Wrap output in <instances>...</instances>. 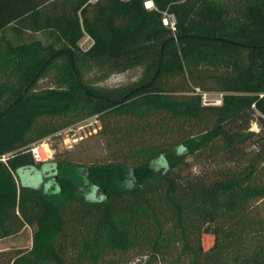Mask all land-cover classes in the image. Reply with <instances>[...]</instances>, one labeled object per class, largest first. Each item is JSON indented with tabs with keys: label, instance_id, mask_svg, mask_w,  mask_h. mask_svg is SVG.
<instances>
[{
	"label": "trees",
	"instance_id": "obj_1",
	"mask_svg": "<svg viewBox=\"0 0 264 264\" xmlns=\"http://www.w3.org/2000/svg\"><path fill=\"white\" fill-rule=\"evenodd\" d=\"M144 1L0 0V264H264V0ZM92 116L109 161L34 162Z\"/></svg>",
	"mask_w": 264,
	"mask_h": 264
},
{
	"label": "rangeland",
	"instance_id": "obj_2",
	"mask_svg": "<svg viewBox=\"0 0 264 264\" xmlns=\"http://www.w3.org/2000/svg\"><path fill=\"white\" fill-rule=\"evenodd\" d=\"M167 22L169 24L170 23L172 24L173 23L172 17H167ZM8 37L12 41L13 40L16 41L15 38H11L12 36L10 33L8 34ZM32 40H39L43 44L49 42V39H47L44 33H23L21 38L22 42H29ZM90 45H91V40L87 36H85L80 41L79 44L82 50H86ZM138 75H139V69L135 68L122 74L111 75L100 84L108 87L117 86L119 84L134 80L135 78H137ZM49 85H50L49 79L44 78L38 82L37 88L41 89ZM94 117L95 116H92L90 117L89 120L84 119L80 122H86L84 124L87 125L88 122H94L93 121ZM77 124L75 123L71 125V127H75L73 129H75L74 131L78 134L77 136H81L78 137L77 141L75 142L70 141L64 143L63 141L64 130L60 131L57 135L53 137L52 136L46 137L48 138V144L50 145L51 149L54 152L52 159L55 157L57 160H68L73 163L84 166H89L91 164L103 163L109 161L111 157L110 156L111 149H109L111 148V146L109 145V140L105 139L102 136H99L97 133H91V134L84 133V129H78V126H76ZM251 128L255 132L258 131V128L254 125H252ZM98 130L99 128L97 129V132ZM107 144L109 148L107 147ZM188 162L192 169L191 172L193 174L198 173L203 168V164H204L203 161H199L194 158H189ZM22 178L27 180L26 176H23ZM31 181L36 182L35 179ZM252 208H253L252 210L255 213H257V215H259L260 217H264V198L255 201L252 204ZM31 237H32V229L26 226L17 235L0 240V252L8 251V250H16V249H28L31 246ZM211 240H212L211 236L205 235L203 237L204 245L208 246L211 243Z\"/></svg>",
	"mask_w": 264,
	"mask_h": 264
},
{
	"label": "built area",
	"instance_id": "obj_3",
	"mask_svg": "<svg viewBox=\"0 0 264 264\" xmlns=\"http://www.w3.org/2000/svg\"><path fill=\"white\" fill-rule=\"evenodd\" d=\"M96 0H89V2L93 3ZM143 6L145 9H152L153 8V3L151 0H146L143 2ZM167 17H172V16H165L162 21L164 23V25L166 26H170L171 28L173 27V23L169 24L167 22ZM173 19V17H172ZM170 20V18H169ZM193 93L195 95H199L201 96L202 99V104L204 105H220L222 102V97H223V93L221 92H204L202 91L200 88H194L193 89ZM252 108H254V105H252ZM264 120V116H261ZM90 118H87L85 120H89ZM94 122H88L87 125H85L84 123L86 122H78V124L76 126H78V129H84V133H97V129L100 127L98 120L96 119V117H94L93 119ZM254 125L256 126L255 123H252L251 126ZM257 127V126H256ZM75 127H68L66 129H64L63 132V141L64 143L66 142H70V141H77L78 137L81 136H77L78 134L74 131L75 129H73ZM250 130H252V128L250 127ZM29 153L32 157V159L34 160L35 163H47L50 162L52 160L53 157V150L51 149L50 145L48 144V138H44L41 139L33 144H31V146L29 147Z\"/></svg>",
	"mask_w": 264,
	"mask_h": 264
}]
</instances>
